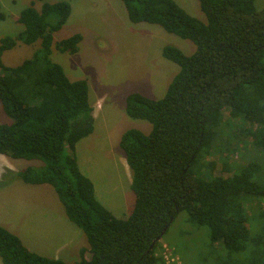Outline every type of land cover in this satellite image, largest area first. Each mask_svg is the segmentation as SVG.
<instances>
[{
	"label": "trees",
	"instance_id": "16d2710c",
	"mask_svg": "<svg viewBox=\"0 0 264 264\" xmlns=\"http://www.w3.org/2000/svg\"><path fill=\"white\" fill-rule=\"evenodd\" d=\"M37 1L39 9L31 2L20 11L21 31L0 38V105L10 120L0 125V155L43 163L16 175L28 185L51 186L67 220L84 235L87 247L71 264H162L160 240L181 212L208 229L212 246L229 254L249 250V264H264V239L251 237L246 210L249 199L264 200L261 165L251 160L257 152L239 151L236 140L244 135L264 151V8L257 9L256 0H197L200 21L174 0H118L130 22L157 25L196 47L189 56L174 46L162 48L163 58L179 70L161 99L139 93L125 99L126 115L151 129L127 130L120 137L134 204L129 216L119 219L97 201L77 165L76 145L94 127L87 83L69 80L50 60L52 35L71 6ZM81 39L73 34L56 50L73 55ZM37 41L33 56L15 67L3 65L4 52ZM217 153L219 160L230 154L252 157L235 166L223 161L216 175L217 162L209 159ZM0 262L70 264L30 251L2 227Z\"/></svg>",
	"mask_w": 264,
	"mask_h": 264
},
{
	"label": "rangeland",
	"instance_id": "374dc122",
	"mask_svg": "<svg viewBox=\"0 0 264 264\" xmlns=\"http://www.w3.org/2000/svg\"><path fill=\"white\" fill-rule=\"evenodd\" d=\"M45 1H65L71 6L67 21L52 35L50 60L61 66L69 80L86 81L88 100L93 108V132L76 145L77 165L92 182L97 201L114 217L125 219L132 211L134 195L130 189L131 173L119 140L127 130L135 129L147 134L151 129L148 122L126 115L125 99L131 93H139L152 100L161 99L179 70L176 64L163 58L162 48L174 46L189 56L196 47L191 41L166 33L157 25L130 22L118 0ZM174 1L190 16L204 21L197 0ZM31 2L39 9L37 0H0V12L4 15L0 20V38L14 37L21 31L22 26L16 23V19ZM255 5L257 9L264 8V0H256ZM73 34L82 38L78 52L73 55L59 53L56 44ZM39 48V41L30 46L18 43L14 49L3 53L2 63L15 67L33 56ZM224 116L227 120L226 113ZM9 123L0 105V125ZM236 140L240 142L239 151L257 152V157L251 160L260 162V179L264 181V151L258 152L250 146V139L244 135ZM220 156L217 153L209 159L215 164L217 162L216 175L223 161L235 166L234 162L239 165L245 157H252L237 158L230 154L227 159L219 160ZM42 166L38 160L0 155V227L19 237L27 249L39 255L54 258L56 249L53 246L58 245L59 248L63 245L59 259L75 263L78 260L76 249L78 251L85 246V237L67 220L54 190L49 185L25 184L16 175L25 167L39 169ZM246 210L251 237L264 239V200L249 199ZM63 222L72 226L71 229L61 232ZM76 232L81 238L79 246H65L66 238ZM160 245V252L163 245L173 249L182 264H218V258L222 264H249L251 258L249 250L229 254L219 244L212 246L208 229L191 224L185 212L177 215Z\"/></svg>",
	"mask_w": 264,
	"mask_h": 264
},
{
	"label": "crops",
	"instance_id": "0c3cea01",
	"mask_svg": "<svg viewBox=\"0 0 264 264\" xmlns=\"http://www.w3.org/2000/svg\"><path fill=\"white\" fill-rule=\"evenodd\" d=\"M93 117H94V115H93ZM71 227L72 226H70L69 224H67L66 222H63V224H62V229H61V232H63V231H68L69 229H71ZM80 234H78V232H76V234H70V236H68L67 238H66V242H67V244H64L65 246H70V248H77V246H79L78 245V243L80 242V236H79ZM85 243V246H83V247H81V248H86L87 247V244H86V241L84 242ZM75 244V245H74ZM58 247V245L57 246H53V248L54 249H56L55 250V256H54V258L55 259H59L60 258V254H61V252L62 251H60V248H63V245H61L59 248H57ZM51 248V247H50ZM79 250V249H78ZM78 251H77V249H76V253H77ZM69 253V252H68ZM73 254H74V252H73ZM66 261V260H65Z\"/></svg>",
	"mask_w": 264,
	"mask_h": 264
},
{
	"label": "built area",
	"instance_id": "2783aa9c",
	"mask_svg": "<svg viewBox=\"0 0 264 264\" xmlns=\"http://www.w3.org/2000/svg\"><path fill=\"white\" fill-rule=\"evenodd\" d=\"M163 250L161 252V256L163 259L162 264H182L179 257L175 255L173 249H169L166 245H163Z\"/></svg>",
	"mask_w": 264,
	"mask_h": 264
},
{
	"label": "water",
	"instance_id": "95a60500",
	"mask_svg": "<svg viewBox=\"0 0 264 264\" xmlns=\"http://www.w3.org/2000/svg\"><path fill=\"white\" fill-rule=\"evenodd\" d=\"M160 240V238H157V241H159Z\"/></svg>",
	"mask_w": 264,
	"mask_h": 264
}]
</instances>
